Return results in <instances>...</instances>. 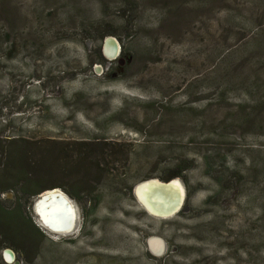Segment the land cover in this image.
I'll list each match as a JSON object with an SVG mask.
<instances>
[{
	"label": "rangeland",
	"instance_id": "rangeland-1",
	"mask_svg": "<svg viewBox=\"0 0 264 264\" xmlns=\"http://www.w3.org/2000/svg\"><path fill=\"white\" fill-rule=\"evenodd\" d=\"M10 169L65 192L78 220L47 232L39 197L23 201L46 238L0 229V264H264V0H0L14 208ZM153 179L180 182L179 211L144 206Z\"/></svg>",
	"mask_w": 264,
	"mask_h": 264
},
{
	"label": "bare ground",
	"instance_id": "bare-ground-1",
	"mask_svg": "<svg viewBox=\"0 0 264 264\" xmlns=\"http://www.w3.org/2000/svg\"><path fill=\"white\" fill-rule=\"evenodd\" d=\"M105 49L106 54L112 59L118 57L119 43L117 40L108 38ZM184 192L178 181L163 183L157 179L142 183L136 189L137 197L150 212L165 215L180 210L185 199ZM35 211L41 227L47 232L48 230L69 232L76 227L77 210L69 196L60 189L47 191L39 197L35 202ZM6 256L12 258L13 252H7Z\"/></svg>",
	"mask_w": 264,
	"mask_h": 264
},
{
	"label": "trees",
	"instance_id": "trees-1",
	"mask_svg": "<svg viewBox=\"0 0 264 264\" xmlns=\"http://www.w3.org/2000/svg\"><path fill=\"white\" fill-rule=\"evenodd\" d=\"M110 34L111 33L108 32L106 35ZM55 160L56 159L52 157V164ZM14 164L16 166V162ZM10 171L12 175L18 177L20 190L18 192V203L14 208H8L0 196V229L2 231V235L8 236L9 239H14L19 244L24 241L31 242L30 246H32V249L38 250L40 241L44 240L46 237L41 229L34 223L32 217H30L22 208L23 201L27 204L32 198L40 195L44 191L51 190L56 187H49L46 186V184L39 186L38 184H40L43 179H32L25 170L10 169ZM179 175L180 174L176 176ZM176 176L169 178V181ZM1 187L0 195L5 191L13 189L12 187H8L7 184H2Z\"/></svg>",
	"mask_w": 264,
	"mask_h": 264
},
{
	"label": "water",
	"instance_id": "water-1",
	"mask_svg": "<svg viewBox=\"0 0 264 264\" xmlns=\"http://www.w3.org/2000/svg\"><path fill=\"white\" fill-rule=\"evenodd\" d=\"M110 39H111V40H116V39H114V38H110ZM105 46H106V43H105ZM120 51H121V45H120V48H119V54H120ZM105 53H106V49H105ZM119 54H118V55H119ZM106 55H107V54H106ZM163 183H164V182H163ZM168 183H169V182H168ZM55 189H57V188H54V189H51V190H55ZM51 190H47V191H51ZM47 191H44L43 193H41L40 195H38V197H41V196H42L45 192H47ZM10 251H12V250L9 249V250L6 251V253H7V252H10ZM12 252H13V251H12ZM14 256H15V253L13 252V257H14ZM13 257H12V258L9 257V259H13Z\"/></svg>",
	"mask_w": 264,
	"mask_h": 264
}]
</instances>
